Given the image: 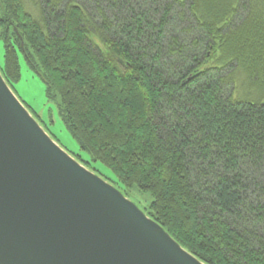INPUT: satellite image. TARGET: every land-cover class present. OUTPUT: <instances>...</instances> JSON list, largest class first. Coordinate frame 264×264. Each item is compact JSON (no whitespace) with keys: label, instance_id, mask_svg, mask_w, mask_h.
<instances>
[{"label":"trees","instance_id":"obj_1","mask_svg":"<svg viewBox=\"0 0 264 264\" xmlns=\"http://www.w3.org/2000/svg\"><path fill=\"white\" fill-rule=\"evenodd\" d=\"M0 1L12 90L22 52L79 147L149 192L184 249L264 264V0Z\"/></svg>","mask_w":264,"mask_h":264},{"label":"water","instance_id":"obj_2","mask_svg":"<svg viewBox=\"0 0 264 264\" xmlns=\"http://www.w3.org/2000/svg\"><path fill=\"white\" fill-rule=\"evenodd\" d=\"M0 264L205 263L62 148L0 72Z\"/></svg>","mask_w":264,"mask_h":264},{"label":"rangeland","instance_id":"obj_3","mask_svg":"<svg viewBox=\"0 0 264 264\" xmlns=\"http://www.w3.org/2000/svg\"><path fill=\"white\" fill-rule=\"evenodd\" d=\"M29 7L32 0H26ZM20 66V78L12 85L17 97L32 111L39 121L44 125L50 136L69 154L80 158L89 169L110 181L118 189L124 192L127 197L136 203L147 213L150 203L153 200L149 192L138 190L136 187L125 188L117 182L113 172L98 161H93L88 153L82 150L59 116V97L48 99L45 94V85L38 74L27 64L22 52L18 53ZM4 65V45L0 39V67ZM255 95V94H254ZM252 95V96H254Z\"/></svg>","mask_w":264,"mask_h":264}]
</instances>
